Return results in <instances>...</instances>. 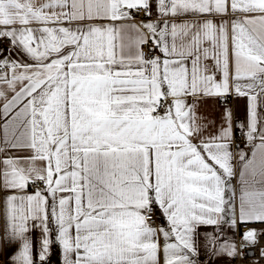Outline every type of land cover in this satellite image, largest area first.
I'll list each match as a JSON object with an SVG mask.
<instances>
[{"label": "snow or ice", "instance_id": "6c2138e0", "mask_svg": "<svg viewBox=\"0 0 264 264\" xmlns=\"http://www.w3.org/2000/svg\"><path fill=\"white\" fill-rule=\"evenodd\" d=\"M0 257L264 264V0H0Z\"/></svg>", "mask_w": 264, "mask_h": 264}, {"label": "crops", "instance_id": "0c3cea01", "mask_svg": "<svg viewBox=\"0 0 264 264\" xmlns=\"http://www.w3.org/2000/svg\"><path fill=\"white\" fill-rule=\"evenodd\" d=\"M245 104H246V100H241L240 101V115H241V117L244 115V111H243V109H244V106H245ZM157 223H159V221L157 222Z\"/></svg>", "mask_w": 264, "mask_h": 264}, {"label": "built area", "instance_id": "2783aa9c", "mask_svg": "<svg viewBox=\"0 0 264 264\" xmlns=\"http://www.w3.org/2000/svg\"><path fill=\"white\" fill-rule=\"evenodd\" d=\"M153 219H155V217H153ZM157 222H158V220H157ZM0 264H3V258L2 257H0Z\"/></svg>", "mask_w": 264, "mask_h": 264}]
</instances>
